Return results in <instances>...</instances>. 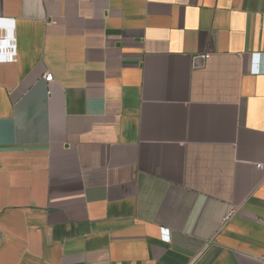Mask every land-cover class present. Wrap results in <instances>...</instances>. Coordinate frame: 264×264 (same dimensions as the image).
Wrapping results in <instances>:
<instances>
[{
	"label": "crops",
	"instance_id": "obj_1",
	"mask_svg": "<svg viewBox=\"0 0 264 264\" xmlns=\"http://www.w3.org/2000/svg\"><path fill=\"white\" fill-rule=\"evenodd\" d=\"M0 56V264H264V0H0Z\"/></svg>",
	"mask_w": 264,
	"mask_h": 264
},
{
	"label": "built area",
	"instance_id": "obj_2",
	"mask_svg": "<svg viewBox=\"0 0 264 264\" xmlns=\"http://www.w3.org/2000/svg\"><path fill=\"white\" fill-rule=\"evenodd\" d=\"M254 58H255V60H257V58H258V54H255ZM3 59H7V57L0 56V60H3ZM257 70H258V69H257ZM258 71H259V70H258ZM44 77H45V79H46L47 81H50V80L53 79V74L50 73V72H47V73L45 74ZM258 166H259L260 168H264V166H263L262 164H258ZM234 213H235L234 210H231L230 212H228V213L224 216L223 221H224L225 223L228 222V221L232 218V216L234 215ZM165 231H166V230H165ZM166 238L168 239L169 236L166 237Z\"/></svg>",
	"mask_w": 264,
	"mask_h": 264
},
{
	"label": "water",
	"instance_id": "obj_3",
	"mask_svg": "<svg viewBox=\"0 0 264 264\" xmlns=\"http://www.w3.org/2000/svg\"><path fill=\"white\" fill-rule=\"evenodd\" d=\"M205 61V57L204 56H198L195 58V64L196 65H201L203 64V62Z\"/></svg>",
	"mask_w": 264,
	"mask_h": 264
}]
</instances>
